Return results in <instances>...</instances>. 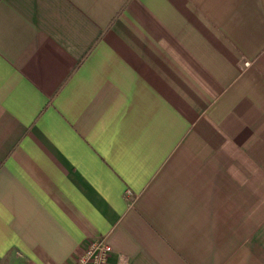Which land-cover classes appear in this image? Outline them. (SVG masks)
Segmentation results:
<instances>
[{"label":"crops","instance_id":"0c3cea01","mask_svg":"<svg viewBox=\"0 0 264 264\" xmlns=\"http://www.w3.org/2000/svg\"><path fill=\"white\" fill-rule=\"evenodd\" d=\"M264 264V0H0V264Z\"/></svg>","mask_w":264,"mask_h":264},{"label":"built area","instance_id":"2783aa9c","mask_svg":"<svg viewBox=\"0 0 264 264\" xmlns=\"http://www.w3.org/2000/svg\"><path fill=\"white\" fill-rule=\"evenodd\" d=\"M111 252L105 239L91 240L73 264H108Z\"/></svg>","mask_w":264,"mask_h":264}]
</instances>
